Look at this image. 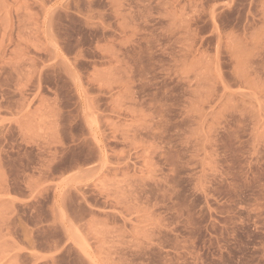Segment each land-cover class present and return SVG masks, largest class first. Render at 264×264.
I'll list each match as a JSON object with an SVG mask.
<instances>
[{
    "label": "rangeland",
    "instance_id": "1",
    "mask_svg": "<svg viewBox=\"0 0 264 264\" xmlns=\"http://www.w3.org/2000/svg\"><path fill=\"white\" fill-rule=\"evenodd\" d=\"M0 264H264V0H0Z\"/></svg>",
    "mask_w": 264,
    "mask_h": 264
}]
</instances>
